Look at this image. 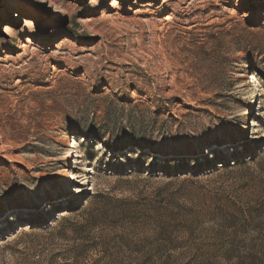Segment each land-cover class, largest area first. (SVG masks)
<instances>
[{
    "label": "rangeland",
    "instance_id": "374dc122",
    "mask_svg": "<svg viewBox=\"0 0 264 264\" xmlns=\"http://www.w3.org/2000/svg\"><path fill=\"white\" fill-rule=\"evenodd\" d=\"M161 246L264 264V0H0V264Z\"/></svg>",
    "mask_w": 264,
    "mask_h": 264
},
{
    "label": "trees",
    "instance_id": "16d2710c",
    "mask_svg": "<svg viewBox=\"0 0 264 264\" xmlns=\"http://www.w3.org/2000/svg\"><path fill=\"white\" fill-rule=\"evenodd\" d=\"M185 250L184 253L178 258H174L172 254ZM161 251V252H160ZM151 253H156V256L149 259L140 260L136 264H204L200 260H196V255L201 253L202 256H205V253L199 250H190L185 246H161V250L155 249ZM188 254H191L190 256ZM189 256V257H188ZM191 257V258H190ZM224 264H233L231 261L224 260ZM213 264H221L218 260H214Z\"/></svg>",
    "mask_w": 264,
    "mask_h": 264
},
{
    "label": "bare ground",
    "instance_id": "6f19581e",
    "mask_svg": "<svg viewBox=\"0 0 264 264\" xmlns=\"http://www.w3.org/2000/svg\"><path fill=\"white\" fill-rule=\"evenodd\" d=\"M71 159H72V158H70V157H69V159H68L70 163L72 162ZM69 175H70V177L74 178V176L71 175V172L69 173Z\"/></svg>",
    "mask_w": 264,
    "mask_h": 264
}]
</instances>
